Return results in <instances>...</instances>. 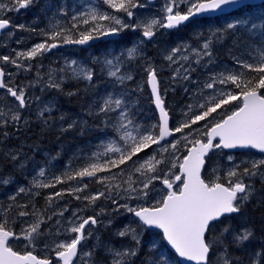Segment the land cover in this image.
<instances>
[{"label":"snow or ice","instance_id":"6c2138e0","mask_svg":"<svg viewBox=\"0 0 264 264\" xmlns=\"http://www.w3.org/2000/svg\"><path fill=\"white\" fill-rule=\"evenodd\" d=\"M39 3L40 0H0V13L28 9ZM102 5L90 4L75 11L70 26L51 23L50 30L43 32L45 41L15 51L14 57L2 55L0 62L31 71V61L61 45H86L94 40L120 37L129 30L140 31V43L151 42L160 29H177L186 23H196L197 18L228 16L231 19L223 28H210L199 47L178 45L164 56L168 67L173 69L171 81L185 82L184 91L192 100L174 125H170L171 117L161 95L160 69L147 60L143 66L145 83L150 86L159 118L151 125L138 119L139 101L133 97L136 91L143 90V85L138 83L133 90L127 88V82L135 79L130 64L140 54L137 46L128 47L119 55L96 58L100 74L112 85L102 93L96 88V69L76 60L66 61L44 74L38 70L27 85L5 83V69L0 67V89L6 90V96L15 104L14 109H0V127L21 122L27 125L22 112L33 105L37 119L49 124L56 110V97L33 98L29 89L39 87L41 93L64 94L65 81L74 80L85 85L86 93L92 90V98L86 102L87 115L99 120L96 127L103 133L95 151L81 150L59 175H48L40 167L25 185L18 177L13 180L0 174V185L14 186V194L7 197L9 203L0 205L3 210L0 264H54L52 259L40 258L27 250L41 243L54 253L55 264H98V253L108 256L109 264H134L132 258L144 248L145 230L151 229L160 231L149 242L152 251L145 264H181L179 258L194 264H264V246L248 248L254 232L248 228L233 230L224 223L232 214H242L255 196L252 181L259 178L264 182V158L245 161L241 171V165L234 164L233 156L229 155L231 166L223 174L213 168L214 179H206L204 175L214 150L256 149L264 153V0H259V4L252 0H165L163 15L146 20H141L136 12L145 7L142 0H102ZM257 11L259 15H246ZM57 14L69 16L63 6ZM11 27L10 19L0 15V32ZM15 27L25 29L22 24ZM6 35L10 38L13 32ZM230 36L245 37L248 58L232 54L231 66H219L214 56L215 45L223 44ZM235 43L238 46L239 42ZM197 68L206 71L204 80L193 75ZM7 75L10 78L12 74ZM78 93L79 90L66 94ZM76 126L73 121L63 130ZM80 126L83 134L87 121H81ZM2 135L7 138L8 133ZM5 158L13 168L25 167V158L20 153L8 152ZM157 182L162 187L157 188ZM63 184L69 187L49 193L43 208L30 202L21 203L23 195L34 198L41 194L33 189H55ZM90 184L100 187L89 191ZM65 195L81 201L83 207L70 209L67 203L61 205ZM101 200L110 202L114 213L123 209L133 217L116 233L130 238V246L116 248L101 242L99 248L96 245L87 248L84 242L103 223L99 217L106 209L100 207L95 215L84 213L89 208L95 209ZM13 211L15 215L10 217ZM65 213L70 214L65 216ZM17 220L19 232L9 226ZM15 240L26 241V250H14L11 242ZM232 248L243 251L244 256L234 255Z\"/></svg>","mask_w":264,"mask_h":264},{"label":"trees","instance_id":"16d2710c","mask_svg":"<svg viewBox=\"0 0 264 264\" xmlns=\"http://www.w3.org/2000/svg\"><path fill=\"white\" fill-rule=\"evenodd\" d=\"M105 10L111 11L110 9H107V8ZM251 14L259 15L260 13H259V11L255 12V13H246V15H251ZM213 27H215V26H214V23L212 21H210V20H203L202 19V20H198V21H196V23H194V26H193L194 29H193V31H195L194 33H196V30H199V31L202 32L203 37H207L208 36L207 31L210 28H213ZM24 31L25 30H23V32ZM193 31L191 30V28L189 26H185L182 29L177 30L176 32L170 33L169 36H167L166 40H164L162 43H160V44H157L156 43V45L154 43H150L147 47H144V48H139L137 46V44H136V41H138V42L141 41V37L139 36V33L138 32H136L134 35H131V36L130 35H125L119 41H116L114 43L115 49H117V50L120 49L121 47H123L124 49H126L128 47H131V45L133 43H134L133 45L134 46H137L141 51L146 48L145 52H141L140 51V54L138 55V58L136 60H133L131 62V64H130V70H131L132 74L134 75L135 79L133 81L127 82V88L129 90L137 89V84L138 83L141 84V85H143V90L142 91H139V90L136 91L135 92V96L133 97V99L139 101V104H138V119H139L140 122H142V123H148V125L155 124V118H154V115H153V112H152V109H151V105H150V100L148 98V94H147L146 88H145V77H146V75L143 72V66H144L145 60H147V61H149V60L151 61L152 60L151 63L154 66H163L165 64L164 61H163V59H164V56H163L164 51H166L167 49H169L171 47H175L177 41H179V40H182V41H185V42H191V39H192L194 41V37L195 36L193 35L194 33H192ZM174 35L176 36V38H178L176 40V42L174 41L175 40ZM184 35H186V37H184ZM199 37H201V35ZM227 39L225 40L226 42L225 41L223 42L224 43V46H223V44H216L215 45V48H214V56H215L217 62H219V64L221 66L227 67V66H231L233 64L232 53L233 54H242V56L244 58H248V54H247V52H245V47H246L245 37H243V36L231 37L230 36ZM188 40H190V41H188ZM236 41L239 42L238 43V46L235 43ZM103 45H105V44H100V45L94 47V49L96 48L95 51L97 52L98 50L103 49ZM229 45H231V47H229ZM97 47H99V48L97 49ZM222 48H224V49H222ZM229 48H230L231 51L228 50ZM222 51H224L226 53H224ZM219 52H220V54H219ZM151 54H153V55H151ZM99 58H100V56H99ZM151 58H153V59H151ZM153 60L155 62H157L158 60H160V62L158 61V63H155V62H153ZM83 61H85L88 66H91V67H93V68H95L97 70V77L98 78L96 77L95 84H96V88L99 91L101 90L102 86L109 85L110 81H108L103 75L100 74V65L99 64H97L95 61L94 62L90 61L89 58H82V59L80 58V61L79 62H81L83 64ZM68 84L71 85L70 83L65 84L64 94H60L61 96H59L58 94H56V92H54V91H51L48 94L50 96V98L52 96L53 97H56V101H55L56 102V110L58 109V112L55 110L54 111L55 114H52V118H51L49 124L44 125L40 120H38L37 119V116H36V110L34 109L33 111L32 110L29 111V113H31V115L28 113L27 117H25L26 119L29 120L26 127H23L22 129H20L18 131L15 130V129H12L11 131L7 129L6 132L8 133V136H7V138H5V137L3 138L4 141H5V145L4 146H2V145L0 146V163L1 162L3 163V164L2 163L0 164V167H1L0 168V174L3 173L2 175L10 176V177L14 178L13 180H15L18 177V175H19L18 178L20 179V181L23 184L27 185L28 182L31 181L32 176L36 175V172L38 171V169L40 167H42L41 165H43V166L46 167L45 170H46V173H48V175H52V174H54V172L55 173L57 172L55 175H59L62 171L65 170V165L69 164L70 163V160L72 161V158H73V160L75 159L74 156L77 155L78 153H80V150L89 151V150H93V148L95 149V145L101 140V138L103 137V133L101 131H99L97 129V127H96L98 125L96 122L99 123V120L96 119V118L93 119V117L87 115V105H86V102L90 98H92V92H91L92 90L90 89L86 93L85 90H84L85 89L84 84L83 83L82 84L80 83L82 87H80V89H79L78 96L77 95L76 96H71L72 97V99H71V97L66 94V92H69L70 91V87H71V86H68ZM76 90H78V89L76 88V89H74L72 91H76ZM80 93H82L84 95L82 96V94H80ZM180 94L181 93L177 92V94L176 93L175 94H171L170 96H172L173 99H175L176 101H180ZM48 95L44 96L43 98L49 99L48 98L49 97ZM85 96H87V97H85ZM77 97H78V99H77ZM168 99H169V96L166 99V101H168ZM77 100H78V102H77ZM82 102L85 103V104H83ZM79 103H81V104L78 105ZM74 106L75 107L77 106V107L75 108ZM166 106H167V104H166ZM58 107H60V108H58ZM62 109L65 110V111L63 112ZM167 109H168V107H167ZM83 110H85L86 113ZM73 112H78V114H80V116H77L75 118L76 119V122L78 124L76 126L77 128L74 127V128H72L70 130H67L65 132H64V130H62L61 132H63V133H62V137H61V134L58 131L59 129L56 128V126L58 124L56 121L59 119L60 120L59 126L61 128H63V127L64 128H67V125L69 123L65 121L66 120V117L68 118L69 115H70V113L72 114ZM84 113H85V115H84ZM169 114H170V117H171V124L174 125L175 122L177 121L178 116L176 114H174L172 112V110H169ZM61 116H63L65 118V120L63 119L64 121L60 119ZM82 116H84V117H82ZM31 117H32V119H34L36 117V122L32 121L31 120ZM87 119H91V121H93V122H90V120H87ZM37 120H38V122H37ZM86 120H87L88 126L86 127V130L83 132V134H84L83 135L82 133H80L81 132L80 122L81 121H86ZM64 122H66V123L63 125ZM33 123L35 124V126H34ZM52 123H54V124H52ZM70 123H72V122H70ZM93 123H95V124L93 125ZM40 126H41V128H40ZM44 126H46L45 127L46 129L44 128ZM50 126H52V127H50ZM38 127H39V129H38ZM53 128H54V130H53ZM91 128H92V134H91ZM23 129H27V130H23ZM88 129H89L90 132L88 131ZM41 130H42V133H41ZM53 131H55V132H53ZM68 131H70V132H68ZM71 131H72V133H71ZM57 132H59L60 135H58ZM36 133H37V135H36ZM51 133H53V134H51ZM54 133H55V135H54ZM71 134L73 135V138H72ZM51 135H54V136H51ZM83 136H86V140H85V137H83ZM30 137H31V139H30ZM69 137L71 139H75V140H70ZM90 137H91L92 140L90 139ZM42 138H45V139H42ZM39 140H42L41 141L42 143L39 142ZM89 140L92 143H90ZM11 141H14V142H11ZM32 141H34L36 143V145ZM29 142H31V143H29ZM79 142H80V144H79ZM59 143L61 144L62 147L59 146L60 145ZM51 144L54 145V148H53V146ZM57 144H59V145H57ZM50 145L52 146L53 149H51V146ZM69 145H71V148H70ZM87 145H88V147H87ZM15 146H16V148H15ZM67 147H69V148H67ZM72 148H73V150H72ZM82 148H84V149H82ZM25 149L28 150V151H25ZM30 149L33 150V154L34 155L32 154V150H30ZM45 149H47V150H45ZM4 150H6L7 152H12V150H13V152H16L17 151V153H20V155L23 158H25L24 163H25L26 167H24L23 169H21L20 167H15L14 168V171H13L12 165L8 161H6L7 159L4 157L5 154H6V151H4ZM66 150H67V152H65ZM74 150L76 152H73ZM150 150L151 149H149L147 151H150ZM37 151H39L41 154L38 153ZM93 151H95V150H93ZM22 152H24V153L22 154ZM45 152L47 153V155H46ZM64 152H65V154H64ZM58 153H59V155H56ZM143 155L144 154L141 153V156H143ZM48 156H49V158H48ZM70 157H72V158L70 159ZM46 158H47V160H46ZM61 158H62V160H61ZM1 159H3L5 162L3 160L1 161ZM54 161H56V162H54ZM35 164H36V166H34ZM10 165H11V167H10ZM228 166L229 165L224 162V159H223L222 156L214 155L213 154V155H211V160L209 161V166L207 167V171L211 168V172H212V169L213 168H218V169H220V174H223V172L226 171V169H227ZM25 168H26V170H25ZM242 168H243V166H241V169H240L241 171H242ZM16 169H18L20 171L18 172V170L16 171ZM50 170H52V171H50ZM24 172L26 173V175H25ZM51 172H53V173H51ZM23 173H24V175H23ZM15 174H17V175H15ZM208 177H210V173H208ZM205 178L208 179L206 175H205ZM245 181L248 182L247 178H245ZM252 182L254 183V186H255V189H256V194L251 199V201L245 205L242 214H239L238 216H234L232 218H229V219H225L224 220V223L231 225V227H232L233 230H240L242 228H248L249 230H251V231L254 232V237H253V239L250 241V243L248 245V248L249 249H255V248H259V247L264 246V182H262L259 178H255ZM57 187L55 189H53V188H50V189H33V192H37L38 191L41 194L39 196H35L33 199L31 197H29L28 195H23V197L21 199V203H26L29 200L30 203L32 201V204H35V206L37 208H43V206L45 204V202H44L45 201V197L49 193L55 192V191L59 190V188H67V187H69V184H67V186H64V184H63V185H60V187H59V185H57ZM99 187H100L99 185L90 184L89 191H95ZM12 194H14V186H12V185H4V186H1L0 185V205H7L9 203L7 197L9 195H12ZM65 196L66 197H64L63 201H61V205L67 203L69 207H75V205H79V206H82L83 207V203L81 201H80V203H79V201H76L75 202V201H73L74 199H70L72 197L67 196V195H65ZM40 199H41V201L43 203L39 201ZM73 202L75 204H73ZM97 206L98 207H104L106 209L105 214L102 215V217L100 219H105V222L106 221H111V223L113 224V225L110 224V226L108 227V229L110 230L109 232H111V231L114 232L113 233V236H116V237H114L111 245L117 248L120 240H122L124 237H119L118 235H115V233H117L121 228H123L124 225L130 223L131 222V219L128 217L127 214L125 215L122 212L123 210H120V212L117 213V215H116V213H114L112 211V209H113L114 206L111 205V203L108 202V201H104V200L98 201ZM249 212H251V213H249ZM0 215H3L2 208H0ZM9 215H10V217L11 216H14L15 215V211H13L12 213H10ZM247 217H249V218H247ZM25 219H27V218H25ZM118 220H120V221H118ZM18 224L20 225V221L19 220H17V222H16L15 225H13V224L10 223L9 226L10 227H14V229H16V228L20 227ZM220 227H221L220 225L217 226V231H219V228ZM15 231H17V229ZM156 236H158V235H156ZM144 239H146V242H147L148 245H149V242L152 240L151 237H147V238H144ZM126 241H128V240H126ZM259 241H260V243H259ZM126 247H128V245ZM150 251L146 250L145 248L142 251H140L137 257L132 258L133 261H134V264H145L146 261H149L150 260V256H149ZM231 251L234 252L233 254L236 255V256H238V257L244 256V252L241 251V250H238L236 248L232 249ZM168 254L169 253L165 251V255H168ZM108 258L109 257H107V259H106V264H109ZM136 259H138V260H136ZM144 260H146V261H144ZM173 260H175V259L173 258ZM98 262L100 263V261H98Z\"/></svg>","mask_w":264,"mask_h":264},{"label":"rangeland","instance_id":"374dc122","mask_svg":"<svg viewBox=\"0 0 264 264\" xmlns=\"http://www.w3.org/2000/svg\"><path fill=\"white\" fill-rule=\"evenodd\" d=\"M89 1V0H88ZM96 0H92L90 2H88V4H86V1H82L80 4H79V7H82L81 9L83 10L84 8H86L88 5L90 4H96L95 3ZM101 2V0H99ZM92 2V3H91ZM164 3H165V0H159L158 1V4L156 7L154 8H151L150 6H145L139 10H137V15L138 17L141 19V20H146L148 18H152V17H160L163 15V6H164ZM70 4H71V8H76V3L73 2V1H70ZM100 4V3H98ZM60 6H63L67 9V6H66V2H64L63 4H57L56 3V8L54 7H45V8H48V9H52L56 14H57V10ZM77 9V8H76ZM21 10V9H20ZM141 10H144V11H141ZM18 11H9L7 12L6 14L4 13H0V15H6V17L8 18V16H10L11 18L13 17V27H14V30L11 31L13 32V35L12 37H8L6 34H4V37H3V40L0 42V56L2 55H9V56H15V51H21V50H26V49H30L32 46H34L36 43H40V42H43L47 39V37L45 35H43V32L45 31H48L50 30V24L49 25H45L41 30H38V32L35 34L34 36V39H31V38H26V32H23L22 33V30H18L16 29V25H25L24 23L26 24H30L31 25V22L29 21H26V22H23L22 19H19L16 15H17ZM21 16H24L21 14ZM59 15H56L55 16V19L58 18ZM227 22H222L220 26H215L211 29H215V28H223L225 25H226ZM32 27V26H29V28ZM19 31V32H18ZM139 31V30H138ZM140 32V31H139ZM195 31H193L192 33H194ZM128 34V35H132V34H135L136 32H132V31H126L124 32V34ZM207 33H209V30L207 31ZM170 34V31H165V30H162L160 29L158 32H157V35L156 37L154 38V40H152L151 42L147 41V40H144L143 43H140L138 41H136V44L139 48H144V47H147L150 43H154L156 45L157 44H160L162 43L164 40H166L167 36H169ZM202 34L201 31L199 30H196V33H194L193 35L195 36L194 39L195 40H198V41H193L191 40V42H185V41H182V40H179L177 41L176 46L178 45H184V44H188V45H191L193 47H199L200 44L202 43L203 39L200 40L199 39V36ZM16 35V36H15ZM19 36V37H18ZM20 36L23 38L24 42H22V38H20ZM141 37V35H139ZM14 37V39H13ZM17 37V38H16ZM25 37V38H24ZM41 37V38H40ZM20 38V39H19ZM39 38V39H38ZM174 38H175V42L178 38H176V36L174 35ZM206 38V37H205ZM27 39V40H26ZM142 39V37H141ZM20 40V41H19ZM17 41H19V43H17ZM27 41V42H26ZM33 41V42H32ZM190 41V40H188ZM17 44L19 46H17ZM134 46V45H133ZM173 48V47H171ZM167 49L166 51H164V54L163 56H165L167 54V52L171 49ZM114 49H115V46L113 45H110L108 46L107 48L105 49H100L98 50L97 52L94 53V56L93 58H89L88 56H83L81 58H89L90 61L94 62L96 61V58L100 56L101 59H103V57L105 55H109V54H112V55H119L121 52L119 51L117 54H113L114 52ZM119 50V49H118ZM146 48L143 49L141 52H145ZM64 55H56V56H51L50 59L49 57L45 58L43 61L39 60V58L37 60H34V61H31L32 65H33V68L31 71H23V70H20V69H16L15 67H13V65H10V64H4L3 62H0V67H4L5 69V73H6V76H5V83H9L11 86H15V85H22L20 83H17L18 81V78H19V72L22 71L23 72V75H26L28 73V76H30V78H33L36 76V73L37 71L39 70L41 72V74H44L48 71H42V69L44 68L43 64L45 62H51L49 63L50 64V67L49 65H47V68L49 67V70H52V69H56L60 66H63L66 61H71L70 58H64ZM216 59V58H215ZM72 60H76V61H80V58H73ZM164 61V65L163 66H156L157 68L160 69V72H159V80H160V84H161V88H162V91H161V95L163 97V99H166L168 98L169 96V99L168 101H166V104H167V107L169 110H172V112L174 114H176L178 116L177 120L180 118V115H181V112L182 110L185 108V105L189 104V103H192V100L190 99L189 95L185 93L184 91V87H185V82L183 81H177L175 83H173L170 79L171 77V74H172V70L173 69H170L168 67V62ZM217 62V60H216ZM25 63H28V62H25ZM81 63V62H79ZM82 64V63H81ZM83 64H86L87 63L85 61H83ZM217 64L219 66H221L219 64V62H217ZM42 65V67H41ZM8 73H11V77L9 78L8 77ZM197 79L199 80H204L206 78V71L204 69H201V68H197V71L193 74ZM32 79V80H33ZM31 80V81H32ZM30 82V81H29ZM28 82V83H29ZM27 83V84H28ZM68 83V80L65 81V84ZM103 87V92L105 91V89H111V84L109 83V85H106V86H102ZM191 87V86H189ZM33 91V89L30 90V93L29 95L33 97V94H31V92ZM36 91V89H35ZM34 91V92H35ZM101 92V90H100ZM181 93L180 94V101H176L175 99H173L172 96H170L169 94H175V93ZM34 94H37V93H34ZM35 97V95H34ZM33 97V98H34ZM5 105H7V107H5ZM35 105H33L31 108L35 109L34 108ZM8 108H15V104L12 102V98L10 96H6V93L4 92H0V109H3L5 111H7ZM27 110H23L22 112V115L25 118V116H27ZM28 120V119H26ZM29 121V120H28ZM146 125H148V123H144ZM25 124H23L22 122L18 125H9L7 128H3V127H0V132L4 133L5 131L8 130H12V129H20V127H24ZM27 126V125H26ZM176 137L178 138L179 137V134H176ZM4 146L5 145V141L4 139L0 138V146ZM6 151V150H4ZM7 152V151H6ZM151 152V150L149 151ZM221 156L225 157V160L227 162V164H229L228 162V159L227 157L229 155H225V154H221ZM232 156V155H231ZM252 159H260L259 157L257 156H252L250 158H245L244 156H240V157H233V163L234 164H240L241 166H245L244 165V162L245 161H250ZM230 165V164H229ZM230 167V166H228ZM227 167V168H228ZM227 170V169H226ZM215 176L212 175L211 176V179H214ZM247 182V181H245ZM1 186H4V185H1ZM156 187L157 188H160L162 187L158 182L156 184ZM74 201L76 202L77 200L74 199ZM73 204H75L73 202ZM82 208V206H79V205H76V208ZM70 209H75L74 207H69ZM100 211V207H97L95 209L93 208H89L88 211L86 212V214L84 213V215H95L96 212H99ZM92 211V212H91ZM94 212V213H93ZM93 213V214H92ZM123 213L126 215L127 213L124 212L123 210ZM70 213H65V216H68ZM128 217L131 219H133V217L130 215V214H127ZM102 217V215L99 217V219ZM101 221H105V219H100ZM99 224L98 226L95 227V229L93 230V236L92 237H89L86 241H85V244L87 245V248L89 246V248H91V244L94 242V241H97V243L100 245L102 239L99 238L100 235H98V229L99 227H101V225L103 224ZM116 235V234H115ZM62 238V237H61ZM144 241V244L146 243V245H144V248L148 251H152V249H150L147 244V242L145 241L146 239H144V237L142 238ZM124 241V238L122 240H120L119 244H118V247L117 248H125L126 245L130 246L132 243L130 244H126ZM16 242V247L18 249V251H25V243L26 241L24 240H15ZM104 243V242H103ZM109 243L112 244V241H109ZM124 245V246H123ZM27 250H32V251H35V252H38L39 254H46L47 256H50V251L49 250H46L44 248V244L41 243V244H38L35 249H32V248H29ZM87 250V249H86ZM110 258H108V261H109ZM103 262H106V259L105 261Z\"/></svg>","mask_w":264,"mask_h":264},{"label":"bare ground","instance_id":"6f19581e","mask_svg":"<svg viewBox=\"0 0 264 264\" xmlns=\"http://www.w3.org/2000/svg\"><path fill=\"white\" fill-rule=\"evenodd\" d=\"M24 22H25V21H24ZM40 23H41V22H40ZM24 24H26V23H24ZM29 25H30V24H29ZM30 26H31V25H30ZM12 28H13V27H11V29H12ZM42 28H43L42 25H35V26H33V27L27 28V29H26V34H25V35H26V38L28 37V38L34 39L35 34L38 32V30H41ZM206 28H207V27H206ZM11 29H9V30H11ZM33 29H35V31H33ZM18 32H19V31H18ZM24 32H25V31H24ZM186 33H187V32H186ZM188 34H189V33H188ZM189 35H190V34H189ZM15 36H16V35H15ZM11 37H12V36H11ZM18 37H19V36H18ZM184 37H186V35H184ZM16 38H17V37H16ZM20 38H22V37L20 36ZM20 38H19V39H20ZM24 38H25V37H24ZM40 38H41V37H40ZM13 39H14V37H13ZM38 39H39V38H38ZM20 40H22V42H24L25 39L23 40V38H22V39H20ZM20 40H19V41H20ZM26 40H27V39H26ZM191 40H192V39H191ZM227 40H228V39H227ZM26 42H27V41H26ZM32 42H33V41H32ZM225 42H226V41H225ZM227 42H228V41H227ZM17 46H19V45L17 44ZM220 46H221V45H220ZM223 46H224V43H223ZM232 46H233V45H232ZM221 47H222V46H221ZM229 47H231V45H229ZM225 48H226V47H225ZM227 48H228V47H227ZM232 48H233V47H232ZM239 48H240V47H239ZM220 49H221V48H220ZM222 49H224V48H222ZM228 50H230V48H229ZM217 51H218V50H217ZM226 51H227V50H226ZM230 51H231V50H230ZM222 52H224V51H222ZM224 53H226V52H224ZM219 54H220V52H219ZM222 54H223V53H222ZM232 54H233V53H232ZM151 55H153V54H151ZM154 56H155V55H154ZM154 56H153V57H154ZM156 56H157V55H156ZM220 56H221V55H220ZM82 57H83V56H82ZM151 59H153V58H151ZM149 61H150V60H149ZM151 61H152V60H151ZM151 61H150V62H151ZM156 61H157V60H156ZM158 61L160 62V60H158ZM158 61L155 62V61L153 60V62H155V63H158ZM135 64H136V63H135ZM96 71H97V70H96ZM26 76H27V75H26ZM24 77H25V76H24ZM24 77H23V78H24ZM97 78H98V77H97ZM25 79H26V77H25ZM104 79H105V78H104ZM23 81H24V79H23ZM68 83L71 84V85L68 84V86H71V87H70V91H72V90H74V89H76V88L79 90L80 87H82V86H81L82 83H81V84H80V83L78 84V83H77L76 81H74V80H73V81H68ZM66 86H67V85H66ZM84 86H85V85H84ZM111 87H112V86H111ZM35 89H36V91H35L34 93H37V94H33V97H34V95H35V96H42V97H44V96L48 95V94L51 92V91H49V92L41 93L40 90H39V87H37V88H35ZM76 91H77V90H76ZM81 91H82V90H81ZM91 92H92V91H91ZM102 92H103V87L101 88V93H102ZM66 93H67V92H66ZM56 94H57V93H56ZM80 94H82V93H80ZM85 94H86V93H85ZM173 94H174V93H173ZM176 94H177V93H176ZM58 95L61 96L60 94H58ZM83 95H84V94H82V96H83ZM169 95H171V94H169ZM48 96H49V95H48ZM75 96H76V95H75ZM77 96H78V95H77ZM79 96H80V95H79ZM82 96H81V97H82ZM87 96H88V95H87ZM87 96H85V97H87ZM52 97H53V96H52ZM62 97H63V96H62ZM70 97H71V96H70ZM48 98H50V96H49ZM66 98H67V97H66ZM74 98H75V97H74ZM79 98H80V97H79ZM83 98H84V97H83ZM88 98H89V97H88ZM71 99H72V97H71ZM77 99H78V97H77ZM63 100H64V99H63ZM68 101H69V100H68ZM69 102H70V101H69ZM77 102H78V100H77ZM82 103H83V102H82ZM57 104H58V103H57ZM80 104H81V103H79L78 105H80ZM83 104H85V103H83ZM83 104H82V105H83ZM66 105H67V104H66ZM66 105H65V106H66ZM86 105H87V104H86ZM83 106H84V105H83ZM71 107H72V106H71ZM71 107H70V108H71ZM74 107H75V106H74ZM76 107H77V106H76ZM76 107H75V108H76ZM58 108H60V107H58ZM67 108H68V107H67ZM79 108H80V107H79ZM33 110H34V109H32V111H33ZM35 110H36V109H35ZM68 110H69V109H68ZM80 110H81V109H80ZM56 111L58 112V109H57ZM62 111L64 112L65 110L62 109ZM83 111H85V110H83ZM57 112H56V113H57ZM80 112H81V111H80ZM85 113H86V111H85ZM85 113H84V115H85ZM29 114L31 115V113H29ZM53 114H55V113H53ZM61 114H62V113H61ZM68 114H69V113H68ZM68 114H67V115H68ZM59 115H60V114H59ZM67 115H66V116H67ZM63 116H64V115H63ZM77 116H80V114H78V112H73L72 114L70 113V115H69L68 118L66 117V120H65V118H64V120H65L66 122H68V123L73 122V121L76 122V119H75V118H76ZM86 116H87V115H86ZM57 117H58V116H57ZM82 117H84V116H82ZM73 118H74V119H73ZM85 118H86V117H85ZM88 118H89V117H88ZM78 119H79V118H78ZM91 119H92V118H91ZM91 119H87V120H90V122H93V121H91ZM93 119H95V118L93 117ZM31 120L34 121V122H36V117H35L34 119H32V117H31ZM64 120H63V121H64ZM87 120H86V121H87ZM37 122H38V120H37ZM56 122H57L58 124L56 123L57 126H56V125H55V126H56V128L59 129L58 131L60 132L61 137H62V133H63V132H61L60 129L63 130L64 127L61 128V127L59 126V122H60L59 119H58ZM66 122H64L63 125H64ZM95 122H96V121H95ZM76 123H77V122H76ZM96 123L99 124L98 122H96ZM33 124H34V123H33ZM33 124H32V125H33ZM52 124H54V123H52ZM94 124H95V123H93V125H94ZM97 124H96V125H97ZM32 125H31V126H32ZM44 125H45V124H44ZM77 125H78V124H77ZM34 126H35V124H34ZM38 126H39V125H38ZM87 126H88V124H87ZM90 126H91V125H90ZM24 127H26V125H25ZM32 127H33V126H32ZM45 127H46V126H44V128H45ZM50 127H52V126H50ZM65 127H66V126H65ZM40 128H41V126H40ZM76 128H77V127H76ZM20 129H22V127H20ZM20 129H16V130L18 131V130H20ZM38 129H39V127H38ZM45 129H46V128H45ZM64 129H65V128H64ZM78 129H79V128H78ZM78 129H77V130H78ZM80 129H81V128H80ZM23 130H27V129H23ZM53 130H54V128H53ZM56 130H57V129H56ZM69 130H70V129H69ZM94 130H95V129H94ZM94 130H93V131H94ZM21 131H22V130H21ZM50 131H51V130H50ZM88 131H89V129H88ZM39 132H40V131H39ZM53 132H55V131H53ZM59 132H57L58 135H60ZM64 132H65V131H64ZM68 132H70V131H68ZM89 132H90V131H89ZM96 132H97V131H96ZM96 132H95V133H96ZM25 133H26V132H25ZM41 133H42V130H41ZM71 133H72V131H71ZM80 133H81V132H80ZM86 133H87V132H86ZM23 134H24V133H23ZM39 134H40V133H39ZM51 134H53V133H51ZM73 134H74V133H73ZM91 134H92V128H91ZM20 135H21V134H20ZM27 135H28V134H27ZM34 135H35V134H34ZM36 135H37V133H36ZM42 135H43V134H42ZM54 135H55V133H54ZM54 135H51V136H54ZM63 135H64V134H63ZM69 135H70V134H69ZM83 135H84V134H83ZM86 135H87V134H86ZM22 136H23V135H22ZM28 136H29V135H28ZM44 136H45V135H44ZM64 136H65V135H64ZM71 136H72V138H73V135H72V134H71ZM74 136H75V135H74ZM13 137H14V136H13ZM16 137H17V136H16ZM59 137H60V136H59ZM65 137H66V136H65ZM83 137H85V140H86V136H83ZM32 138H33V137H32ZM69 138H70V137H69ZM30 139H31V137H30ZM42 139H45V138H42ZM80 139H81V138H80ZM90 139H91V137H90ZM10 140H11V139H10ZM26 140H27V139H26ZM26 140H25V141H26ZM47 140H48V139H47ZM70 140H75V139H71V138H70ZM91 140H92V139H91ZM41 141H42V140H39V142H41ZM43 141H44V140H43ZM48 141H49V140H48ZM51 141H52V140H51ZM56 141H57V140H56ZM58 141H59V140H58ZM80 141H81V140H80ZM89 141H90V140H89ZM11 142H14V141H11ZM17 142H18V141H17ZM20 142H21V141H20ZM32 142H34V141H32ZM37 142H38V141H37ZM45 142H46V141H45ZM45 142H44V143H45ZM60 142H61V141H60ZM77 142H78V141H77ZM82 142H83V141H82ZM29 143H31V142H29ZM41 143H42V142H41ZM63 143H64V142H63ZM90 143H92V142L90 141ZM90 143H89V144H90ZM34 144L36 145L35 142H34ZM53 144H54V143H53ZM53 144H51V145H52L53 148H54V145H53ZM55 144H56V143H55ZM59 144H60V143H59ZM59 144H57V145H59ZM72 144H73V143H72ZM76 144H77V143H76ZM79 144H80V142H79ZM11 145H12V144H11ZM13 145H14V144H13ZM35 145H34V146H35ZM51 145H50V146H51ZM62 145H63V144H62ZM65 145H66V144H65ZM67 145H68V144H67ZM84 145H85V144H84ZM91 145H92V144H91ZM50 146H49V147H50ZM52 146H51V149H53ZM59 146H61V144H60ZM69 146H70V148H71V145H69ZM79 146H80V145H79ZM8 147H9V146H8ZM28 147H29V146H28ZM56 147H57V146H56ZM61 147H62V146H61ZM87 147H88V145H87ZM91 147H92V146H91ZM93 147H94V146H93ZM10 148H11V147H10ZM15 148H16V146H15ZM36 148H37V147H36ZM59 148H60V147H59ZM59 148H58V149H59ZM67 148H69V147H67ZM67 148H66V149H67ZM73 148H74V147H73ZM73 148H72V150H73ZM77 148H78V147H77ZM20 149H21V148H20ZM82 149H84V148H82ZM85 149H86V148H85ZM90 149H91V148H90ZM13 150H14V149H13ZM13 150H12V152H13ZM30 150H32V149H30ZM45 150H47V149H45ZM77 150H78V149H77ZM93 150H95V149L93 148ZM93 150H92V151H93ZM25 151H28V150L25 149ZM48 151H49V150H48ZM68 151H69V150H68ZM16 152H17V151H16ZM37 152L40 153L39 151H37ZM42 152H43V151H42ZM65 152H67V150H66ZM65 152H64V154H65ZM71 152H72V151H71ZM73 152H76V151L74 150ZM77 152H78V151H77ZM80 152H81V150H80ZM6 153H8V152H6ZM23 153H24V152H22V154H23ZM38 153H37V154H38ZM45 153H46V152H45ZM32 154H33V150H32ZM40 154H41V153H40ZM43 154H44V153H43ZM33 155H34V154H33ZM46 155H47V153H46ZM46 155H45V156H46ZM56 155H59V153L56 154ZM25 156H26V155H25ZM41 156H42V155H41ZM45 156H44V157H45ZM71 156H72V155H71ZM75 156H76V155H75ZM75 156H74V158H75ZM4 157H5V156H4ZM39 157H40V156H39ZM44 157H43V158H44ZM58 157H59V156H58ZM72 157H73V156H72ZM72 157H70V159H71ZM29 158H30V157H29ZM43 158H42V159H43ZM48 158H49V156H48ZM42 159H41V160H42ZM68 159H69V158H68ZM2 160H3V159H1V161H2ZM30 160H31V159H30ZM32 160H33V159H32ZM38 160H39V159H38ZM46 160H47V158H46ZM55 160H56V159H55ZM61 160H62V158H61ZM61 160H60V161H61ZM72 160H73V158H72ZM3 161H4V160H3ZM6 161H7V160H6ZM42 161H43V160H42ZM70 161H71V160H70ZM4 162H5V161H4ZM32 162H33V161H32ZM37 162H38V161H37ZM43 162H44V161H43ZM50 162H51V161H50ZM54 162H56V161H54ZM1 163H2V162H1ZM1 163H0V164H1ZM39 163H40V162H39ZM48 163H49V162H48ZM52 163H53V162H52ZM2 164H3V163H2ZM27 164H28V163H27ZM30 164H31V163H30ZM49 164H50V163H49ZM53 164H54V163H53ZM55 165H56V164H55ZM55 165H54V166H55ZM57 165H58V164H57ZM60 165H61V164H60ZM60 165H59V166H60ZM4 166H5V165H4ZM34 166H36V164H35ZM49 166H50V165H49ZM8 167H9V166H8ZM10 167H11V165H10ZM25 167H26V165H25ZM28 167H29V166H28ZM44 167H45V166H44ZM50 167H51V166H50ZM0 168H1V167H0ZM6 168H7V167H6ZM29 168H30V167H29ZM45 168H46V167H45ZM7 169H8V168H7ZM9 169H10V168H9ZM52 169H53V168H52ZM17 170H18V169H16V171H17ZM25 170H26V168H25ZM47 170H48V169H47ZM13 171H14V168H13ZM13 171H12V172H13ZM19 171H20V170H18V172H19ZM31 171H32V170H31ZM50 171H52V170H50ZM1 172H2V171H1ZM32 172H33V171H32ZM47 172H48V171H47ZM24 173H25V172H24ZM24 173H23V175H24ZM29 173H30V172H29ZM51 173H53V172H51ZM51 173H50V174H51ZM56 173H57V172H56ZM56 173L54 172V174H56ZM2 174H3V173H2ZM30 174H31V173H30ZM47 174H48V173H47ZM15 175H17V174H15ZM25 175H26V173H25ZM29 176H30V175H29ZM18 177H19V175H18ZM23 178H24V177H23ZM13 179H14V178H13ZM64 186H67V184H66V185L64 184ZM59 187H60V185H59ZM57 188H58V187H57ZM49 189H50V188H49ZM59 189H60V188H59ZM54 191H55V190H54ZM65 197H66V196H65ZM37 198H38V197H37ZM32 199H33V198H32ZM70 199H73V198H70ZM39 201L42 202L41 199H40ZM43 201H44V200H43ZM73 201H74V200H73ZM28 202H30V201L28 200ZM44 202H45V201H44ZM31 203H32V201H31ZM33 203H34V202H33ZM42 203H43V202H42ZM77 203H78V202H77ZM79 203H80V201H79ZM97 203H98V202H97ZM81 204H82V203H81ZM41 205H42V204H41ZM44 206H45V204H44ZM44 206H43V207H44ZM73 206H74V205H73ZM75 206H76V205H75ZM97 207H98V206H97ZM72 208H73V207H72ZM79 208H80V207H79ZM121 210H122V209H121ZM253 210H254V209H253ZM98 211H99V210H98ZM91 212H92V211H91ZM122 212H123V211H122ZM93 213H94V212H93ZM93 213H92V214H93ZM249 213H251V212H249ZM85 214H86V213H85ZM116 215H117V213H116ZM116 217H117V216H116ZM247 218H249V217H247ZM251 219H252V218H251ZM121 220H122V219H121ZM244 220H245V219H244ZM118 221H120V220H118ZM254 221H255V220H254ZM121 222H122V221H121ZM248 222H249V221H248ZM259 222H260V221H259ZM114 223H115V222H114ZM117 223H118V222H117ZM110 224H112V223H109V221H106V222L104 221V223H103V224L101 225V227H99V229H98V235H100L99 238L102 239L101 241H103L105 245H108L109 247H112V245H111V243H109V241H113L114 237H116V236H113V233H114V232H112V231H111L112 233L109 232L110 230L108 229V227L110 226ZM112 225H113V224H112ZM121 226H122V225H121ZM111 227H112V226H111ZM118 229H119V228H118ZM256 230H257V229H256ZM115 234H116V233H115ZM259 236H260V235H259ZM126 240H128V241H126ZM143 241H144V240H143ZM145 241H146V240H145ZM123 242H125L126 244H130V243H132L131 239H130V238H126V237H124V241H123ZM259 243H260V241H259ZM262 244H263V243H262ZM93 245H96L98 248H99V246H100V245L97 243V241H94V242L91 244V247H92ZM144 245H146V243H145ZM116 246H117V245H116ZM123 246H124V245H123ZM126 246H127V245H126ZM256 246H257V245H256ZM250 248H251V247H250ZM143 249H144V248H143ZM232 249H234V248H232ZM232 249H231V250H232ZM233 253H234V252H233ZM143 256H144V255H143ZM107 257H108V256L104 255L103 253H98L96 259H97V261H100V263L98 262L99 264H106V262H103V261H105V259H107ZM145 258H146V257H145ZM136 260H138V259H136ZM144 261H146V260H144ZM139 262H140V261H139Z\"/></svg>","mask_w":264,"mask_h":264},{"label":"flooded vegetation","instance_id":"af4514ba","mask_svg":"<svg viewBox=\"0 0 264 264\" xmlns=\"http://www.w3.org/2000/svg\"><path fill=\"white\" fill-rule=\"evenodd\" d=\"M67 10V9H66ZM31 11H34L33 13H31L30 15H24L22 12H20V11H18V13H21V14H23L24 15V17L23 16H21V14L19 15V14H17L16 16L19 18V19H22L23 20V22L25 21H29V22H31V26L33 27V26H35V25H42L43 27L45 26V25H49V24H51V23H56V22H59L60 24H64V25H68V26H70V24H69V21H70V17H71V14L72 13H74L75 11H77L76 10V8H70L69 9V16L68 17H63V16H60L59 15V17L58 18H56L55 19V16L56 15H58V14H56V15H54V16H52L51 14H49V13H45L43 10H40V9H31ZM38 11V16H36V12ZM8 18L10 19V21H11V24H12V21H13V17L11 18L10 16H8ZM41 22V23H40ZM28 26H30L29 24H27ZM12 27H13V24H12ZM11 29V28H10ZM14 30V27L11 29V30H9L8 29V31H13ZM7 31V32H8ZM6 32V33H7ZM6 33H3V34H0V42L3 40V37H4V34H6ZM22 33H23V30H22ZM89 50H86L85 51V53H83V51H77L76 50V48L75 49H72V51H68V50H65V51H59V52H57V53H54V54H52V55H44V56H42V57H39V60H41V61H43L45 58H47V57H49V59H50V57L51 56H56V55H63V54H65L64 55V58H81L82 56H83V54H85V56H88L89 58H92V47L91 48H88ZM78 50H82V49H78ZM44 62V61H43ZM49 63H51V62H45L44 64H43V66H44V68L42 69V71L44 72V71H49V67H50V64ZM47 65H49V67L47 68ZM14 67V66H13ZM27 75V76H26ZM26 75H23V72L22 71H20L19 72V78H18V81H17V83H20V84H22V85H27V83L29 82V81H31L33 78H30V76H28V73L26 74ZM26 77V79H25V77ZM24 77V78H23ZM23 79H24V81H23ZM30 90L31 89H29V93H30ZM34 91H35V89H33V91L31 92V94H34ZM0 92H4V93H6V90H2V91H0ZM30 109H27V111H29ZM28 113V112H27ZM60 131H62V129H60ZM3 133L2 132H0V138L2 139V138H4V136L2 135ZM42 256V258H44L45 257V255H41ZM51 256H49L48 258H50ZM51 259V258H50Z\"/></svg>","mask_w":264,"mask_h":264},{"label":"water","instance_id":"95a60500","mask_svg":"<svg viewBox=\"0 0 264 264\" xmlns=\"http://www.w3.org/2000/svg\"><path fill=\"white\" fill-rule=\"evenodd\" d=\"M143 1H149V2H151V3H154L155 2V0H143ZM252 2L253 3H256V4H259V0H252ZM210 18H212V17H210ZM116 39H118V37H111V38H104V39H99V40H101V41H109V40H116ZM99 40H94V41H91V42H89L88 44H94V43H96V42H98ZM87 45V44H86ZM68 45H65V46H63V47H67ZM69 46H79V45H69ZM60 47H58V48H56V49H53V50H57V49H59ZM52 50V51H53ZM147 85V84H146ZM147 89H148V93H149V95H150V97H151V101H152V108H153V110H154V112H155V114H156V118H157V121H158V118H159V112H158V109H156L155 108V104H154V102H153V97H152V95H151V89H150V86H148L147 85ZM170 139V138H169ZM223 151H225V152H227V153H236V152H245V151H249V152H253V153H256V154H259V155H263L264 156V153H260L259 152V150H256V149H232V150H223ZM151 230H154V231H160V230H158V229H151ZM173 254H174V252H173ZM175 255V254H174ZM179 260L181 261V264H194V262H184L183 261V258H179Z\"/></svg>","mask_w":264,"mask_h":264}]
</instances>
